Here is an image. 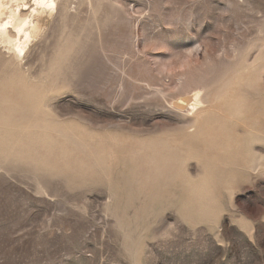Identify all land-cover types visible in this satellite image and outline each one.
I'll return each mask as SVG.
<instances>
[{
  "label": "rangeland",
  "instance_id": "374dc122",
  "mask_svg": "<svg viewBox=\"0 0 264 264\" xmlns=\"http://www.w3.org/2000/svg\"><path fill=\"white\" fill-rule=\"evenodd\" d=\"M54 1L0 43V264H264V0Z\"/></svg>",
  "mask_w": 264,
  "mask_h": 264
},
{
  "label": "bare ground",
  "instance_id": "6f19581e",
  "mask_svg": "<svg viewBox=\"0 0 264 264\" xmlns=\"http://www.w3.org/2000/svg\"><path fill=\"white\" fill-rule=\"evenodd\" d=\"M27 1L29 0H0V43L13 52L16 57L26 48L35 34L41 30L42 24L38 17L43 15V12H52L56 7L54 0H35L36 6L32 12L36 13L38 17L35 20H28L29 16H24L20 7V3L25 4ZM38 9L40 12H37ZM10 28L15 31L18 37L10 35ZM170 104L171 107L179 111H193L202 105L200 92L198 90L192 91L175 98Z\"/></svg>",
  "mask_w": 264,
  "mask_h": 264
}]
</instances>
